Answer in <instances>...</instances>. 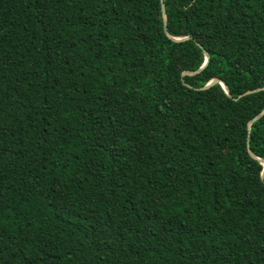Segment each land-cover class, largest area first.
Returning <instances> with one entry per match:
<instances>
[{"label": "trees", "instance_id": "16d2710c", "mask_svg": "<svg viewBox=\"0 0 264 264\" xmlns=\"http://www.w3.org/2000/svg\"><path fill=\"white\" fill-rule=\"evenodd\" d=\"M161 3L0 0V264H264V0Z\"/></svg>", "mask_w": 264, "mask_h": 264}, {"label": "water", "instance_id": "95a60500", "mask_svg": "<svg viewBox=\"0 0 264 264\" xmlns=\"http://www.w3.org/2000/svg\"><path fill=\"white\" fill-rule=\"evenodd\" d=\"M160 10H161V15L163 16V19H164V9H163V5H162V3H161V0H160ZM174 40H175V41H178V39H174ZM206 61H207V58L205 57V60H204V62H203V64H202V66L198 69V71H199V70L205 65ZM193 73H195V72H192V73H189V74H193ZM214 82H216V80H212L210 83L206 84V85L203 87V89H204V88H207L209 85H211V84L214 83ZM220 84H221V86L224 88L223 83L220 82ZM258 90H264V87H262V88H260V89H255V90L247 91V92L243 93L242 95L247 94V93H250V92H255V91H258ZM263 113H264V108H263V109H262V110H261L256 116H254V117L251 119V122L254 121V120H256V119H257L259 116H261ZM247 152L250 154V151H249V150H247ZM262 166H263V170H264V163H262Z\"/></svg>", "mask_w": 264, "mask_h": 264}]
</instances>
